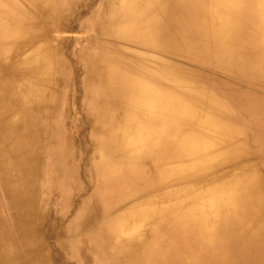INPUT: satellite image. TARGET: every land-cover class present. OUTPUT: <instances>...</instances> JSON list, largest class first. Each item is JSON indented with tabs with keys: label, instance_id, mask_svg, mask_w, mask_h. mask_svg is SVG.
<instances>
[{
	"label": "bare ground",
	"instance_id": "obj_1",
	"mask_svg": "<svg viewBox=\"0 0 264 264\" xmlns=\"http://www.w3.org/2000/svg\"><path fill=\"white\" fill-rule=\"evenodd\" d=\"M0 264H264V0H0Z\"/></svg>",
	"mask_w": 264,
	"mask_h": 264
},
{
	"label": "rangeland",
	"instance_id": "obj_2",
	"mask_svg": "<svg viewBox=\"0 0 264 264\" xmlns=\"http://www.w3.org/2000/svg\"><path fill=\"white\" fill-rule=\"evenodd\" d=\"M63 35H66V36H80V35H82V32H72V31L71 32H63ZM79 94H80L79 100H80V98H81V100L84 99V97L86 96V91L84 90V86H80Z\"/></svg>",
	"mask_w": 264,
	"mask_h": 264
}]
</instances>
